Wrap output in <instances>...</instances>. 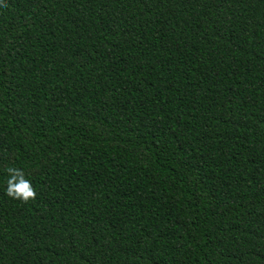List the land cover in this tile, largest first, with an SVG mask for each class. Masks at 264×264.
I'll return each instance as SVG.
<instances>
[{
	"label": "trees",
	"instance_id": "trees-1",
	"mask_svg": "<svg viewBox=\"0 0 264 264\" xmlns=\"http://www.w3.org/2000/svg\"><path fill=\"white\" fill-rule=\"evenodd\" d=\"M0 264H264V0H2Z\"/></svg>",
	"mask_w": 264,
	"mask_h": 264
},
{
	"label": "clouds",
	"instance_id": "clouds-1",
	"mask_svg": "<svg viewBox=\"0 0 264 264\" xmlns=\"http://www.w3.org/2000/svg\"><path fill=\"white\" fill-rule=\"evenodd\" d=\"M2 4V0H0ZM3 180L4 194L14 200L27 202L35 197V189L30 177L26 175L23 168L9 166L5 170Z\"/></svg>",
	"mask_w": 264,
	"mask_h": 264
}]
</instances>
